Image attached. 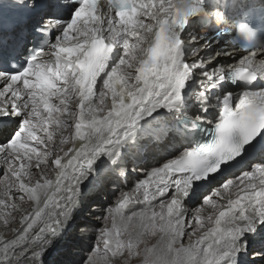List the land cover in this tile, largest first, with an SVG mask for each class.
Instances as JSON below:
<instances>
[{
  "label": "snow or ice",
  "instance_id": "obj_1",
  "mask_svg": "<svg viewBox=\"0 0 264 264\" xmlns=\"http://www.w3.org/2000/svg\"><path fill=\"white\" fill-rule=\"evenodd\" d=\"M15 4L27 14L23 23L7 35L0 26V121L11 119L14 124L6 140L0 141V166L5 168V198H0V206L18 209L10 198L15 189L20 201H33L36 207L31 216H23L16 238L0 240V264H12L13 255L20 264V256L29 253L31 264H43L49 237L60 234L82 184L98 170L118 164L127 149L155 134L170 116L190 111L197 73L207 84L198 94L199 107L177 122L184 142L159 159L149 178L137 186L146 189L155 180L156 192L152 197L143 195L145 209L140 212L133 208L141 201L123 193L109 214L119 213L125 220L127 239L114 242L112 231L101 229L84 264H116L117 258L123 264L133 260L242 264L253 252L264 260V245L251 247L252 238L264 228V84L257 91L247 90L256 87L258 76L264 80V60H256L258 53L264 56V42H255L254 23L239 22L237 29L249 54L228 69L206 64L198 55L199 47L187 42L196 18L211 13L218 23L229 26V9L251 18L259 12L264 26V3L106 0L101 6L98 0H15ZM222 6L224 12L219 10ZM141 16L152 23L146 24ZM228 82L245 90L236 94L225 86ZM218 88L223 91L217 94ZM212 96L217 100L215 108ZM213 110L217 115L212 141L199 146L196 136ZM73 127L74 135L64 134ZM57 134L58 150L50 146ZM70 141L73 147L65 151L62 145ZM40 146L47 150L41 152ZM33 161L40 169L34 182ZM49 162L56 170L55 179L47 178ZM214 183L220 187L208 195ZM233 188L238 189L234 198ZM169 192L171 197L157 211L152 199ZM226 193V204H218ZM201 196L204 205L220 210L206 218L212 226L197 236L205 229L202 209L190 217L195 225L187 226L193 228L189 232L184 204ZM129 205L132 215L125 216L123 209ZM146 236L158 237L157 243L147 244Z\"/></svg>",
  "mask_w": 264,
  "mask_h": 264
},
{
  "label": "bare ground",
  "instance_id": "obj_2",
  "mask_svg": "<svg viewBox=\"0 0 264 264\" xmlns=\"http://www.w3.org/2000/svg\"><path fill=\"white\" fill-rule=\"evenodd\" d=\"M2 4H7L6 6H11L10 8H13L15 6L16 12L18 14L21 13V9H19L16 4L15 0H0ZM60 3H63V1L59 0ZM105 3H101L100 5L103 6ZM9 8V9H10ZM5 7H0V15L5 17L7 19V23H3L2 19H0V26H3L4 28H7L9 24H13V19L11 17H7L5 15ZM57 9L53 8V11ZM101 11H103V7H101ZM24 12V11H23ZM25 13V12H24ZM26 14V13H25ZM27 15V14H26ZM141 19L144 20V22H147L150 18H146L144 16H141ZM24 19H21V24L23 23ZM151 21V20H150ZM148 24V23H147ZM198 24L195 21V26ZM196 32L193 31L190 33L191 38L188 39V44L193 47H199V56L204 57L205 63L208 65H213L216 62H220L222 64H225V62L228 61L225 57L222 56V54L225 52V46H227V42L225 45V42L221 41V43L214 42V39H206L201 38L198 36L196 38ZM197 39H200L201 41H198ZM199 62V61H197ZM211 70L213 69L212 67ZM103 75V74H102ZM199 76V74H197ZM1 86V85H0ZM97 87H99V78ZM110 102V97L108 98ZM109 104V103H108ZM70 110H73L75 108V105L71 106L69 104ZM190 108V107H189ZM198 108L197 105L193 106V109ZM191 109V108H190ZM78 110V109H77ZM195 110H190L184 113H175L174 115L170 116L168 120L165 123H162L158 127V131L153 135H145L142 137L137 145L135 147L129 148L125 151V159L127 161H131L133 163L137 164V168L135 171L138 174H135L134 176H141L140 172H143L142 169L145 166L152 165L154 166L156 162L161 159L164 156H167L170 152L175 151L176 149L181 147V144L184 142L183 137L178 133L177 131V122L181 121L183 119L184 115H192ZM212 113H215V111H212ZM0 141L6 140L8 134L13 129L14 125L10 124L7 119L0 121ZM51 130V129H50ZM37 134H42V132H38ZM65 135L71 136L74 135V127L69 129L67 132L64 133ZM60 135L57 134L54 137V143H52L50 146L59 149L61 145L59 144ZM79 146V142L76 145ZM65 151H67L69 148L73 147L71 141L67 144L62 145ZM47 150V148H46ZM46 150H42L46 151ZM60 155H63L62 153H59ZM71 155V153H70ZM122 159V158H121ZM66 160V158H65ZM34 167V165H33ZM32 167V168H33ZM130 167V166H129ZM31 168V169H32ZM43 168V165L41 166ZM30 169V172H31ZM119 170L118 164L116 165H110L106 166L103 171H97L92 174V177L89 178L88 181H85L81 186V195L79 201L76 202L75 205H69L71 211L69 213L68 219L64 223V227L62 230L66 231L67 237L66 240L62 242V248L65 251L64 254H60L58 257L52 258L50 261H47L49 264H79L81 258L77 256L71 255L69 252H73L75 249H81V248H91L94 250L95 245L98 240V234L99 231L105 227H108L112 233H113V241L115 242L116 239H127V237L124 235V228H125V220L122 219L121 215L116 212H112V215H110V211L114 210L117 207L118 202L120 201L123 193H129L134 199L141 201V203L136 204L133 208L135 212H140L145 209V204L142 200V194L144 195L145 192L143 189H140L136 192L137 186H135V183L129 184L127 183L128 179L126 178V183H123V172L120 170L118 173L116 172ZM134 171V172H135ZM134 172H130L129 175L131 176ZM39 171L31 172L30 179L35 181L36 179H39ZM47 178L49 179H55L56 176V170L54 169V166L51 165V162H49V167L47 169ZM233 177H229V179H232ZM28 181V178H26V182ZM43 182V181H41ZM90 184H94V187H91ZM226 182V181H225ZM155 183V180H153L152 184ZM150 184V185H152ZM86 185V187H85ZM135 187V188H134ZM219 184H213L210 186V189L207 191L208 195H212V190L219 188ZM15 190V189H12ZM11 190V191H12ZM5 191V183L3 179L0 177V198H5L3 196V193ZM238 191L237 188L232 189V197H235L236 192ZM156 192V190L150 194L149 196L152 197L153 194ZM135 193V194H134ZM10 192V197L11 196ZM172 193L170 192L166 196H156L155 199H152L151 203L152 206L159 211L158 205L162 202H164L166 199H169L171 197ZM205 197H198L197 200H195L192 203H189L185 201L184 207L186 210V217H189L185 220L186 230L192 231L193 228L187 227L188 225H195V221H191L190 217H192L198 209H202V211L199 212V215L204 218L205 221V229H201L197 232V236H200L203 234V232L208 228L207 226H210L211 222L207 221L208 216L215 217L220 209L212 208L211 206L204 205L202 200H204ZM224 198H229V194H225ZM215 199V198H214ZM221 201L218 200V204H223L227 201ZM95 201V204H93L91 207L89 205L90 202ZM12 202V201H11ZM18 205V209L13 210L11 207H4L0 206V232H2V237L0 240H11L16 238L17 233L19 230L23 227V216L29 215L31 216V213L35 210V203L32 201H28L27 199L24 201H20L17 197L16 202ZM129 207H133L132 205L127 206L125 209H123L124 215H132V212L128 211ZM89 209L93 210L97 213L95 217L86 216L85 219L81 220V217L87 215L83 211V209ZM73 211V214L70 216L71 212ZM11 213V215H9ZM8 219L9 223L7 225L4 224V220ZM97 219L98 222L92 223L91 220ZM85 225L83 227H89L86 228L87 231H89V240L88 238H84V235H80L75 232H77V229L79 230L80 227H77L78 223H82ZM103 223V226H99V223ZM82 229V228H81ZM61 230V231H62ZM76 230V231H75ZM262 230L264 228H261L259 231V234H261ZM119 232L121 235L119 237L116 236V233ZM60 232L59 235L56 237H51L54 239H61ZM70 235H73V238L70 237ZM145 241L149 245H153L157 243L158 237H152V236H146L144 237ZM195 239V237L193 238ZM188 240L184 241L185 244H188ZM262 245H264V234H262L261 240L253 237L251 242V247L253 249L260 248ZM114 246V243H113ZM73 247V249L71 248ZM17 253L21 251V249H16ZM254 259H260L255 252L252 253ZM91 255V254H90ZM64 260H61V259ZM20 264H31V254L29 253L26 257L21 255L20 256ZM87 259V258H86ZM82 261L84 262L86 261ZM247 259V258H246ZM244 258L242 261V264H264V260L257 261H250L249 258L248 261ZM251 259V258H250ZM43 260V259H42ZM70 262V263H69ZM12 264H16V257L15 255L12 256ZM116 264H123L122 258H117ZM131 264H139V260H133Z\"/></svg>",
  "mask_w": 264,
  "mask_h": 264
},
{
  "label": "rangeland",
  "instance_id": "obj_3",
  "mask_svg": "<svg viewBox=\"0 0 264 264\" xmlns=\"http://www.w3.org/2000/svg\"><path fill=\"white\" fill-rule=\"evenodd\" d=\"M6 5L7 4H2L1 2H0V6H4V7H6ZM151 19H149L147 22H145L146 24L147 23H152V21H150ZM0 87H2V85L0 86ZM71 104V106H73L74 105V103H70ZM108 106L110 107L111 105H110V102H109V104H108ZM69 109H70V106H69ZM8 120V122H10V124H13V121L11 120V119H7ZM0 124H4V123H0ZM14 125V124H13ZM39 136H41V137H43L45 134L44 133H42V134H38ZM42 150H46V148L44 147V146H40V151H42ZM35 163H36V161H33V165H35ZM39 171V169H37V168H35V166L31 169V172H36V171ZM118 171L119 170H117L116 172L118 173ZM132 172H134V171H132ZM4 173H5V168L3 167V166H0V177H1V179H2V177H3V175H4ZM136 173V172H135ZM33 181V180H32ZM34 182V181H33ZM91 185V187H94V184L92 185V184H90V182H89V186ZM212 186V185H211ZM85 187H86V185H85ZM216 189H214V190H212V192L213 191H215ZM11 196L12 197H10L11 198V201H12V203H15L16 202V199H17V197H18V194H15V190H12L11 191ZM81 197H79L78 199H80ZM234 198V197H233ZM227 198H223V200H221V201H224V200H226ZM142 200H143V198H142ZM32 202V201H31ZM202 202H203V200H202ZM93 204H95V201H93V202H90L89 203V205H90V207L93 205ZM223 204H226V202H224ZM216 208H214V210H215ZM217 209H219V208H217ZM83 211L85 212V214H87V215H85V216H83V217H81V220H83V219H85V217L87 216H90L91 218L92 217H95L96 215H97V213L96 212H94L93 210H90L89 211V209L87 210V209H83ZM71 216V215H70ZM191 221H193L192 219H191ZM91 222L92 223H95V222H98L97 221V219H95V220H91ZM206 224V223H205ZM104 224L101 222V223H99V226H103ZM80 226H82V227H80ZM83 226H85L84 224H83V222L82 223H78L77 224V227H80L79 228V230L77 229V232H75L76 233V235H77V233L78 234H80V235H84V238H88V240L90 239L89 238V231H87L86 230V228H88L89 229V227H83ZM82 228V229H81ZM76 231V230H75ZM62 232V234H61V239L60 238H58V239H54V238H51V237H49V239L51 240V244L46 248V250H45V254H44V256L42 257V261H43V264H49L47 261H50L52 258H55V257H58L60 254H64L65 253V251L63 250V248H62V243H61V241L60 240H62V242H63V240L65 241L66 240V237H67V234H66V231L65 230H62L61 231ZM262 233L261 234H257L255 237L256 238H258V239H260L261 240V237H262V234H264V230H262L261 231ZM22 234V233H21ZM2 237V232H0V238ZM70 237L71 238H73V235H70ZM186 240V239H185ZM184 240V241H185ZM72 249H73V247H71ZM92 249L91 248H88V249H86V248H81V249H75V250H73V252H69L71 255H73V256H76V258H77V256L78 257H80L81 258V260H80V262H79V264H82L83 262L82 261H84V259H86V258H88V256L92 253ZM16 257V256H15ZM247 258V259H246ZM248 258H249V262L250 261H257V262H259V260H255L253 257H252V255L251 256H249V257H245V259L248 261ZM251 258V259H250ZM61 260H64L63 258L61 259ZM70 263V262H69Z\"/></svg>",
  "mask_w": 264,
  "mask_h": 264
}]
</instances>
